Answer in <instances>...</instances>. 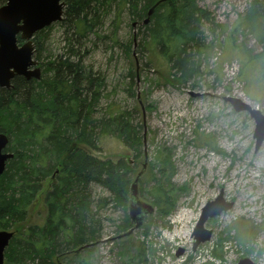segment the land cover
Returning <instances> with one entry per match:
<instances>
[{"label":"rangeland","instance_id":"rangeland-1","mask_svg":"<svg viewBox=\"0 0 264 264\" xmlns=\"http://www.w3.org/2000/svg\"><path fill=\"white\" fill-rule=\"evenodd\" d=\"M250 2L197 0L214 25L204 28L205 47L197 56L200 74L188 82L172 79L168 60L148 38L142 40V24L133 26L125 14L115 18L114 8L110 15H103V26L85 33L86 39L74 35L63 19L46 29L44 42L38 34L40 50L34 48L41 67L67 51L70 37L92 70L105 78L101 110L115 104L141 124L145 146L134 172L141 171L145 152L146 166L136 186L137 197L156 210L128 238L112 241L126 208L113 202L100 208L101 242L70 264H236L244 257L264 264V141L256 150L253 119L246 112H234L222 100L238 97L264 113V73L253 58L262 45L249 29H233ZM261 28L264 36V24ZM97 141L96 151L84 148L95 157L114 162L124 158L133 165V152L122 140L101 134ZM89 189L96 202L109 198L100 186ZM220 190L226 200L233 201L232 208L207 221L205 227L213 234L193 252L191 230L201 207ZM158 196L164 199L159 202L161 209L174 201L170 215L158 212L154 203ZM44 213L39 196L29 210V220L40 224ZM179 249L183 252L177 257Z\"/></svg>","mask_w":264,"mask_h":264},{"label":"trees","instance_id":"trees-1","mask_svg":"<svg viewBox=\"0 0 264 264\" xmlns=\"http://www.w3.org/2000/svg\"><path fill=\"white\" fill-rule=\"evenodd\" d=\"M64 1L63 21L70 23L74 35L86 39L85 33L103 26V15H110L114 8L115 18L125 14L135 26L142 24V40L148 38L168 60L172 79L188 82L199 76L197 56L205 47L204 28L214 21L197 0ZM263 24L264 0H251L233 28L249 29L261 43V52L253 57L262 64L261 73ZM45 31L40 32L42 42ZM67 41V51L42 63L40 79L15 77L12 88H0V132L8 138L5 151L13 154L0 174V230L13 232L4 250V264H57L58 258L62 264L71 259L70 264L81 252L94 249L87 245L101 238L97 211L111 202L125 210L136 160L142 154L143 127L134 122L131 112L115 104L101 110L105 78L92 70L70 37ZM39 45L36 39V51ZM101 134L122 140L133 152V165L124 158L114 162L95 157L84 148L99 149ZM93 185L104 188L109 198L96 202L89 189ZM139 189L141 192L142 187ZM39 196L45 213L36 225L28 213ZM159 197L154 201L158 210L171 214L174 201L161 209L159 202L164 199ZM168 199L166 196L165 201ZM115 227L117 233L129 227L126 214ZM82 246L87 247L66 255Z\"/></svg>","mask_w":264,"mask_h":264},{"label":"water","instance_id":"water-1","mask_svg":"<svg viewBox=\"0 0 264 264\" xmlns=\"http://www.w3.org/2000/svg\"><path fill=\"white\" fill-rule=\"evenodd\" d=\"M64 2L61 0H5V3L0 6V87L9 88L10 79L14 75H23L26 79H40L41 73L39 67L28 70V67L35 65L37 62L31 58L33 54V46L29 40L31 36L43 27L50 25L52 22L62 18ZM154 10V6L150 7L147 12V17L143 20L148 23V17ZM135 25V23L133 24ZM22 32V38L28 40L21 47L16 45V34ZM222 100L228 102L234 112H247L255 123L253 137L255 139V149L260 148L264 140V114L261 111L253 108L250 104L245 103L239 98L225 96ZM8 143V138L4 133L0 132V174L5 170L7 160L13 157L10 152H3V149ZM145 146V139L143 142ZM146 152L142 169L136 174L134 181L130 185L129 204L127 207L128 217L132 228L118 236L124 238L129 236L133 230L143 224V218L151 215L154 210L151 205L144 203L137 197V182L142 176L146 166ZM232 202H226L222 191L214 200H209L202 207L198 221L193 229L192 237L194 239L193 250L199 245L208 241L212 231L205 229L204 225L208 218L218 216L221 212L230 210ZM13 233L7 230H0V264L4 262V250L7 247ZM78 248L69 253H77ZM181 252H177L178 256ZM59 263V258L57 259ZM236 264H254L249 258H242Z\"/></svg>","mask_w":264,"mask_h":264},{"label":"flooded vegetation","instance_id":"flooded-vegetation-1","mask_svg":"<svg viewBox=\"0 0 264 264\" xmlns=\"http://www.w3.org/2000/svg\"><path fill=\"white\" fill-rule=\"evenodd\" d=\"M23 39L21 38V35H20V33H18L17 35H16V43L20 46V45H22L23 44ZM32 42H33V44H34V47H35V41H34V37H33V39H32ZM34 53H35V48H34ZM23 78V77H22ZM25 79V78H24Z\"/></svg>","mask_w":264,"mask_h":264},{"label":"bare ground","instance_id":"bare-ground-1","mask_svg":"<svg viewBox=\"0 0 264 264\" xmlns=\"http://www.w3.org/2000/svg\"><path fill=\"white\" fill-rule=\"evenodd\" d=\"M133 26H135V25H133ZM33 51H34V46H33ZM10 241V240H9ZM9 244V243H8ZM69 252V251H68ZM64 253H66V252H64Z\"/></svg>","mask_w":264,"mask_h":264}]
</instances>
